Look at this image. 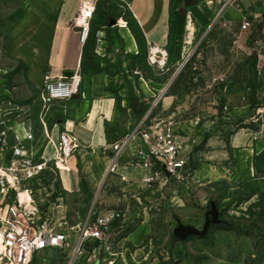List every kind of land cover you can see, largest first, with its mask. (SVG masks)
<instances>
[{
	"label": "crops",
	"instance_id": "0c3cea01",
	"mask_svg": "<svg viewBox=\"0 0 264 264\" xmlns=\"http://www.w3.org/2000/svg\"><path fill=\"white\" fill-rule=\"evenodd\" d=\"M105 1L126 10L130 16L132 28L123 18H118L114 27L122 40V53L139 57L151 45L166 49L171 59L163 74L179 68L190 55L194 42L209 30L211 14H200V9L193 8L196 19L183 20L179 43L173 48L172 0H23L22 22L9 31V52L15 55L17 63L28 67L26 77L36 86L42 85L45 75L57 78L71 71L80 78V92L71 100L51 103L41 102L38 93L30 104L19 106L11 102L0 72V168L9 165L12 149L20 143L29 156L48 162L56 157L60 134L67 132L74 136L81 148L66 167L55 174L44 171L26 186L32 192L34 207L38 208L42 220L54 231H64L67 237L63 249L49 248L39 256L44 257L47 251L55 253L57 263L63 259L64 264H158L157 259H152L151 251L142 247L151 230L144 215L134 232L113 244L109 240L100 245L89 233L84 235L87 225L94 220L91 213L98 216L114 213L99 207L107 201L103 194L107 180L120 182L124 202L128 197L141 202V197L155 186L157 181L150 184L146 181L150 171L134 161L141 146L138 127L146 115L140 114L139 104L145 101L150 109L166 88L145 79L139 72L131 75L128 63L107 51L108 27L98 20L100 16L96 13L98 5ZM88 6L94 7L98 15L88 23V36L95 38L94 52L100 58L102 69L94 74L81 73L86 42L80 39L82 13ZM220 15L222 20L231 17L229 12ZM119 20L124 23L121 25ZM108 67L116 68V73L109 74ZM262 83L264 87V74ZM233 88L220 84L218 90L224 93ZM174 104V96L163 97L161 111L151 118L172 119L169 111ZM249 111L250 106L245 103L230 108L228 115L247 118ZM174 122L181 154L194 168L190 174L193 183L206 187L219 182L257 181L255 158L264 151V119L256 130L250 128L252 123L238 126L208 118ZM116 144L122 146L118 152L113 151ZM115 158L117 163L111 173L109 168ZM12 201L11 196L0 195V217L9 214ZM134 214L127 207L123 222L134 220ZM138 214L141 216L139 209ZM183 243L174 244L171 250L174 261L183 257ZM128 244L136 249L131 250Z\"/></svg>",
	"mask_w": 264,
	"mask_h": 264
},
{
	"label": "rangeland",
	"instance_id": "374dc122",
	"mask_svg": "<svg viewBox=\"0 0 264 264\" xmlns=\"http://www.w3.org/2000/svg\"><path fill=\"white\" fill-rule=\"evenodd\" d=\"M171 3L173 48H176L180 39L178 31L180 18L196 19L192 12L193 8L200 9L198 10L200 14H211V19L207 26L209 30L203 32L194 42L189 53L190 57L179 72L177 68L165 74L163 72L167 64L163 69H153L148 64V51L146 54L143 52L139 57L122 53V40L117 35V29L114 28L116 24L110 26V22L123 18L131 26L130 16L126 10L108 2L106 5L112 6L109 20V17L103 15L107 12L108 6L99 4L97 7L96 13L98 12L100 16L98 20L100 19L99 21L108 27L107 51L124 59L128 63L131 75L139 72L145 79L153 80L163 86L170 83L163 95L155 99L157 104H153L150 109V105H145L146 102L141 101L139 104L141 111L143 113L146 111L147 114L153 110V115L159 113L160 100L163 97L174 96L175 104L169 111L174 121L193 118L218 119L238 126L252 123L250 128L256 130L257 125L264 119L262 83L264 0H172ZM182 9L185 17L180 13ZM23 10V0H0V72L5 78L4 85L11 94V102H16L19 106L30 104L38 93L41 102L46 103L44 83L39 87L31 83L26 77L28 67L21 62L17 63L14 59L15 55L9 52L11 39L9 31L18 28L22 22ZM224 12H229L231 17L223 20L218 17ZM96 13L94 11L90 23L98 16ZM244 21L249 22V27L245 30L241 29ZM119 23L122 25L124 22L119 20ZM254 57H257L256 60ZM169 59L171 57H168ZM106 70L111 75L116 73L114 67H108ZM176 72V76L170 82ZM220 84L235 88L220 93L218 90ZM253 89L258 104L251 109ZM245 103L250 106L247 118L242 115L237 117L228 115L230 108ZM260 110L263 114H259ZM146 123L149 124V120ZM201 149L204 147L202 146ZM256 169L257 181L240 184L219 182L201 187L191 180L190 174L194 168L189 165L184 177L179 181L159 179L151 192L141 197V202L131 197L124 202L120 182L111 178L103 188L107 201L99 206L102 209L113 210L116 215L110 242L113 244L134 232L143 221L142 215H144L150 222L151 230L142 247H146L145 251H151L152 259H157L158 264H264V159L262 157L257 158ZM19 199L22 203L30 204L28 192L20 193ZM211 202L215 203L221 220L219 224L222 225L212 227L205 237H190L189 241L183 243V257L179 261H174L171 256L173 248L171 239L177 221L202 229ZM127 207L135 212L136 218L124 223L123 215ZM138 209L141 216L138 214ZM127 246L131 250L136 249L129 244ZM38 263L64 264V260L60 259L57 263L55 253L47 251L44 257H38Z\"/></svg>",
	"mask_w": 264,
	"mask_h": 264
},
{
	"label": "built area",
	"instance_id": "2783aa9c",
	"mask_svg": "<svg viewBox=\"0 0 264 264\" xmlns=\"http://www.w3.org/2000/svg\"><path fill=\"white\" fill-rule=\"evenodd\" d=\"M86 16L89 21L92 18L94 7L88 6ZM88 23L81 25V42L88 37ZM249 27V22L244 21L241 29ZM166 49L151 45L148 48V64L153 68L163 69L168 61ZM44 88L46 103L64 102L71 100L77 93L80 78L73 75L68 78L60 76L52 78L44 76ZM166 90V88H165ZM164 90V91H165ZM164 91L160 93L163 95ZM157 104V100L154 101ZM150 111L147 113L138 127V136L141 146L138 149L134 161L140 163L150 171L147 183H153L161 178L175 181L181 180L189 166L188 159L181 154L175 122L172 119H152ZM150 125H146L147 121ZM121 145H114L113 151L118 152ZM81 148L79 141L67 132L59 136L56 157L52 161H38L29 156L20 143L13 147V157L9 165L0 168V195L12 197V207L5 217H0V264H39V255L49 248L63 249L67 243L64 231H54L51 226L42 220L38 208L34 207L35 201L32 192L26 186L37 179L44 171L56 173L66 167L69 159ZM117 159H113L109 168L114 172ZM29 193V207L19 199L20 193ZM94 219L87 225L84 235L97 240L98 244L108 243L116 215L107 213L101 216L91 213ZM78 250V248H77Z\"/></svg>",
	"mask_w": 264,
	"mask_h": 264
},
{
	"label": "water",
	"instance_id": "95a60500",
	"mask_svg": "<svg viewBox=\"0 0 264 264\" xmlns=\"http://www.w3.org/2000/svg\"><path fill=\"white\" fill-rule=\"evenodd\" d=\"M181 15L184 17V11L183 9L180 11ZM116 24L115 20H112L110 22V26H114ZM190 55L183 61V63L178 68L177 72L181 69V67L188 61ZM177 72L173 76V78L170 80V82L174 79ZM65 77H72L74 75L73 72H65ZM170 84V83H169ZM169 84L166 86V89L168 88ZM80 90H77V93L74 95V97H77L79 95ZM210 210L205 214L204 224L202 229H197L196 227L192 225H185L181 223L180 221H177V226L173 229V237L178 239L180 242H186L190 237H198L202 238L205 237L210 229V226L217 225L221 222L219 219V212L215 206V203H210Z\"/></svg>",
	"mask_w": 264,
	"mask_h": 264
},
{
	"label": "trees",
	"instance_id": "16d2710c",
	"mask_svg": "<svg viewBox=\"0 0 264 264\" xmlns=\"http://www.w3.org/2000/svg\"><path fill=\"white\" fill-rule=\"evenodd\" d=\"M108 2L110 1H105L103 4H105V6H108L106 4H108ZM113 4V3H112ZM111 4H109V6L107 7V12L104 13V16L105 17H110V11H111V7L110 6ZM129 24V23H128ZM132 28V25L129 26ZM182 29H183V19L180 18V22L178 24V31H179V34L182 33ZM133 32H134V29H133ZM95 35V34H94ZM94 42H95V38L93 37H90V35L88 36L86 42H85V45H84V49H83V57H82V62H81V73L82 74H88V73H99L102 71V69L100 68V58L99 56L94 52ZM257 57H254V59L256 60ZM15 71V70H14ZM254 87V86H253ZM255 89H253V94H252V97H251V109H254V107L258 104L257 101H256V98H255ZM146 112V111H145ZM143 113L142 111H140V114L141 115H145L146 113ZM153 115V111L151 112V115H150V118L152 117ZM259 157H262L264 159V151L262 154H260L258 157L255 158V170H256V175H257V169H256V160L257 158ZM257 178V176H256ZM217 225H222V224H217ZM215 225H212L210 226V229L212 227H214ZM209 229V230H210ZM190 238L187 240L189 241ZM172 241V246H174V244L176 242H179L178 239L172 237L171 239ZM186 241V242H187Z\"/></svg>",
	"mask_w": 264,
	"mask_h": 264
},
{
	"label": "bare ground",
	"instance_id": "6f19581e",
	"mask_svg": "<svg viewBox=\"0 0 264 264\" xmlns=\"http://www.w3.org/2000/svg\"><path fill=\"white\" fill-rule=\"evenodd\" d=\"M82 19H83L84 24H87L88 23V20L89 19L86 16V11H84Z\"/></svg>",
	"mask_w": 264,
	"mask_h": 264
}]
</instances>
